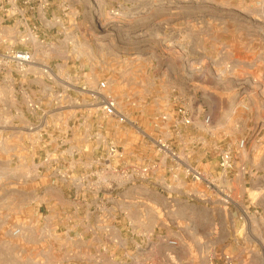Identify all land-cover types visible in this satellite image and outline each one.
<instances>
[{"label":"rangeland","instance_id":"374dc122","mask_svg":"<svg viewBox=\"0 0 264 264\" xmlns=\"http://www.w3.org/2000/svg\"><path fill=\"white\" fill-rule=\"evenodd\" d=\"M98 1L102 0L83 1L81 5L83 11L80 9L81 11L77 13V42L67 45L64 39L59 46V53L63 56L58 60L49 61L51 64L47 61L46 65L59 70L56 80L62 88L57 91V94L63 105L75 94L72 88L66 89L64 85L75 84L76 79L83 78L92 87L97 81L106 79L108 89L117 102V107L126 113L130 121L118 124L112 119L102 120L96 115L95 109L88 104L87 95L80 93L78 100L89 111V116L93 121L92 129H88L90 127L85 120L82 122L80 131L86 134L83 139H79L78 146L80 147L73 157L74 161H71L70 156L61 158L60 162L63 167L65 163V168L72 167L74 172L83 176L88 173L89 169H92L91 157L101 154L102 150L95 138L99 131L101 134V127L98 126L101 122L104 126L102 133L124 151V161L128 163H148L159 159V156L155 155L151 140L143 136L145 132L168 138L169 143L185 161L197 165L198 160L197 167L200 170H204L202 169L204 164L206 168L213 164L215 158L213 154L204 157L196 156V153L187 155L188 147L190 148V145H187L188 137L184 135L187 130L184 131L182 139H179L173 132L164 133L166 129L162 131L152 126V122L160 111L166 108L172 110L175 105L172 102L175 95H178L182 101H188L183 100L186 98L179 95L176 85H171L173 82L169 72L173 67L181 73L183 71L181 65L189 61L185 54L188 48L180 38L185 28L179 26L191 18L212 21L207 29L212 35L205 43L210 55L200 65L205 69V81H209L207 70L218 72L219 77L212 73L210 83L227 90L226 93H220L218 96L213 91L203 92V95H206L211 102L209 105L211 121L217 119L219 122L220 120L224 131L232 133L223 137L221 146H229L233 150L234 163L236 164L237 161L238 165H243L251 158V151L258 149L260 152L264 149V135L259 140L261 132L252 142L249 140L244 149L236 148L237 141L245 136L249 137L253 132L255 121L260 115L258 95L256 92L252 94L253 99L248 103L249 105L247 104L249 110H243L240 107L235 109L232 101L240 86L247 82L244 80L248 75L260 78L264 72V54L262 53L264 49V0H137V26L130 28L120 22L126 15L120 9L118 14L110 11L109 17L107 13L97 12L95 8ZM170 4L184 7L179 8L173 15L179 23L175 24V27L158 26L156 21L166 15L165 9ZM215 5H220L224 9L209 8ZM197 7L209 9L197 11ZM246 10L252 12V15L246 16ZM246 19L251 21L249 25L252 26L250 29L254 37L248 49L245 39L239 37L245 32L244 26L237 28L235 25V22L240 25ZM196 29V27L193 28L195 31ZM89 31L95 39L89 40L87 36ZM46 42V54H48L54 45H51L48 40ZM210 44L214 45L212 49L208 46ZM227 63L230 64L229 71L221 74L223 65ZM2 116L3 114L0 113V120ZM17 119L23 122L21 115ZM69 126L72 127V123ZM70 131L68 130V133ZM199 131L198 133H202V130ZM256 137H258L257 141ZM69 142L76 145L74 140ZM192 144L197 146L200 142L193 141ZM4 147V141H0V156L2 159H11V153L10 156L3 153ZM16 155L18 158L12 156L13 163L22 166L20 169L28 166V170L24 168L25 172L27 171L31 178L36 176L37 171L30 161L28 163L25 161L23 152L19 151ZM113 164L123 165L121 162ZM2 166H5V163ZM112 173V171L104 173L99 171L98 176L106 177L110 181L119 179ZM161 174L162 170H159V179ZM213 175L218 182L219 191H215L213 187L208 189L203 183H195L194 186L198 185V190L205 189L208 193H214L221 199L222 204H202L200 200L196 203L197 200L193 198L187 204L163 202L158 205H148L125 202L124 209L129 217L138 221L141 215H145V218L141 219L144 225L159 220L164 228L167 225V215L170 219L179 220L177 224L180 225L189 223L191 226V223L198 218L206 219L204 223L207 227L209 226L208 215H212L224 227H229L230 231L211 233L209 231H182L174 236V239L182 246V254L193 259V263L199 264L202 262V256L209 250L216 252L225 250L236 259L237 264H264V198L256 196L258 192L246 189L244 177L228 179V177L219 176V169ZM112 199L111 197L108 204L110 215L115 213V207L119 204ZM43 223L44 227H42ZM0 227L9 229L6 235L0 234V264H21L24 260L26 264H35L36 261H40L41 264H86L85 252L77 255L75 251L55 250L53 247L55 237L49 236L47 231L67 230L61 226L54 228L53 221L49 218L39 220L32 214L29 217H14L11 220L3 218ZM15 228L19 229L17 235L12 234ZM132 230V228L128 229V231ZM33 231H46L47 235L34 236ZM25 237L31 243L41 240V246L30 249L28 252L13 251V247H22V239ZM119 241L120 247L112 250L111 260L108 254H102L100 251L94 256L100 260L102 255H107L108 264H137V236L127 232L126 235L120 237ZM96 264H101V262Z\"/></svg>","mask_w":264,"mask_h":264},{"label":"crops","instance_id":"0c3cea01","mask_svg":"<svg viewBox=\"0 0 264 264\" xmlns=\"http://www.w3.org/2000/svg\"><path fill=\"white\" fill-rule=\"evenodd\" d=\"M83 1L84 0H69L70 4L73 6V12L78 13L82 10L81 5ZM96 5L97 7L95 10L97 12L107 13L108 17L110 16V10L117 6L121 12L126 14L120 22L124 23L127 28L137 26V0H102L98 1ZM179 8L184 7L171 4L168 5L165 9L166 15L160 17L156 21V24L158 26L167 27V25L174 26L179 23V20L173 17L174 13H176ZM209 8L217 10L224 9V7L220 5L209 6ZM209 8L203 7V9H201L197 7V11H205V9ZM246 13V16L252 15V12L250 13L248 10H246ZM211 22V20H195L191 18L179 26L185 28L180 38L188 48L185 54L189 61L186 63L187 65H181L183 68L181 73L173 67L169 72L173 82L171 85H176V90L180 93L179 95L181 97L189 99L192 96H196L199 100L202 99L208 106L211 102L206 95H203V92L213 91L217 96L220 93L227 92V90L218 87L219 85H212V83H210L212 82L213 76L210 70L211 73L208 74V82L205 81L206 77L204 74L195 70L196 66L199 63H203L210 55L205 43L210 35H212L211 31L207 30ZM250 22L249 19H246V21L242 22L240 25L235 22L237 28L243 26L245 28V32L241 33L239 37L245 39L244 41L247 43V49L254 39L252 29H250L252 26L249 25ZM194 27L197 28L196 31L193 30ZM76 29H78V25L73 27L70 26L67 33L58 37L52 33H48L47 40L51 45H54V47L50 48L48 54H45V57L42 58L45 64L47 61L51 64L49 61L58 60L63 56L59 53V46L63 43L62 41L64 39L67 45H72V42H77L76 37L78 36L76 34ZM236 32H238V30ZM92 35V32L89 31L87 34L89 40L95 39ZM66 37H69L71 40L69 38L66 39ZM208 46H210L211 49L214 47V45L211 44ZM262 53L264 54V49ZM51 69L55 79L48 74L42 73L40 69L29 77L30 84L34 88L46 92L42 99V111L44 112L42 118L43 133L45 136L44 146H42L41 141L36 146V148H38L37 153L40 155L51 150V155L53 157L65 158L66 156H70L72 161L74 156L70 155V151L75 149V151L78 152L80 147V145L78 146L79 139H83V136L86 134L80 131L82 122L85 120L90 127L88 129L91 130L93 121L88 117L89 113L87 109L78 100L79 92H74L75 94L71 100L66 101L64 105L62 102L55 103V96L53 93L61 89L62 86L56 80L59 76V70L55 67ZM252 97L253 96H251L249 103L252 101ZM13 108L14 107L11 106L8 100V92L5 91V94L0 95V113L3 114L0 120V122L2 121V123H0V141H4L5 143L3 153L7 156H10L11 153L13 156L21 151L24 154L25 161L28 163L34 154L29 147L28 134L23 131L12 129L6 124L9 113ZM71 123L73 125L72 127L69 126ZM68 130H71L70 133H68ZM198 132H200L199 129L190 128L187 129V133L184 134L189 140L187 145H190V148L188 147L187 150V155L190 156V154L196 153V156L204 157L205 155L210 156L213 154L215 157L213 164L208 168L204 167L206 166L205 164L202 165V169H207V171L213 175L218 169L217 157L214 154L213 147L215 145L221 146L220 143L223 137L232 133L225 132L224 128L211 131L210 134L204 131H201L202 133ZM261 133L259 140L264 135V129ZM71 140H74L76 145L69 142ZM193 141L200 142V144L197 146L196 144L193 145ZM250 155L251 158H249L246 163H243V165H238L236 161L233 169L228 171L227 177L228 179L244 177L246 179V189L258 192L256 196L264 198V149L260 152L258 149L253 150ZM12 156L11 159H2L0 156V222L3 218L5 220H11L14 217H29L31 214L38 217L39 220L49 218L53 221L54 228L61 226L67 230L47 231L49 236L55 237L53 243L55 250L75 251L77 255L85 252L84 257L86 259V264H90V262L91 264H96L99 261L101 264H108L107 255H102L99 260L94 254L100 251L102 254H108L111 260L110 255L113 254L112 250H116V247H119V244H116L117 242L113 240H119L120 237L126 235L127 232L128 234L130 233L137 236V234L142 235L152 230L178 231L174 234V236H177L182 231H209V233L213 231H230L229 227H224L223 224L216 220L215 217L213 218L212 215H208V227L205 226L204 223L206 219L200 218L193 221V223L190 222L192 224L190 226L189 223L185 225L177 224L179 220L170 219L167 215V225L164 228L163 225L159 223V220H156V222L152 224L144 225L141 219L145 218V215H141L139 221L129 217L123 206L126 204L125 202L148 205H158L163 202L167 204H187L191 199L195 198L197 200L196 203L200 200L202 204H222L220 202L221 199H219L217 195L208 193L205 189L198 190V185L195 187V183H192L188 179H182L178 182H169L168 175L164 169H162V172L163 174L165 173V176L163 177L162 174L160 177H163V179L160 181L156 173L155 176H151L148 182L125 183L113 190H109L104 186L98 188L99 182L97 181H86L84 184L80 185H74L70 180L62 181L56 177L52 169L53 166L51 165L48 169L36 173V176L31 178L24 169L26 168V170H28V166L20 169L22 166L13 163ZM71 161L69 160L70 163ZM3 162L5 166H2L4 164ZM197 162L199 163L198 160ZM60 166L65 168V163L63 167V164L60 162ZM241 167L244 168V170H242ZM65 169H72L73 175L76 173L73 168ZM94 169L95 167L87 170L90 171ZM158 182H160V185H157ZM250 196L253 197L254 195ZM111 197L113 198L112 200H115L117 203L119 202L115 207V213L112 215H110L108 208ZM42 227H44V223ZM129 228L133 230L128 231ZM8 231V228L4 229L0 227V234L6 235ZM45 232L46 231H33L32 235H47ZM137 238L139 239L140 237L137 236ZM22 240V247H13V251L20 250L22 252H28L30 249L39 248V246H41V240L32 241V243L27 240L26 237ZM24 261H22L21 264H26ZM35 264L41 263L40 261H36Z\"/></svg>","mask_w":264,"mask_h":264},{"label":"built area","instance_id":"2783aa9c","mask_svg":"<svg viewBox=\"0 0 264 264\" xmlns=\"http://www.w3.org/2000/svg\"><path fill=\"white\" fill-rule=\"evenodd\" d=\"M72 8L68 0H0V95L7 91L9 103L14 107L9 113L6 124L12 129L28 134L29 147L34 153L30 162L37 173L48 169L51 165L56 177L62 181L70 180L74 185L84 184L86 181H97L99 182L98 188L104 186L113 190L125 183L148 182L151 176H155L156 173L158 175L159 170L164 169L169 182L188 179L192 183H203L208 189L213 187L215 191H219L215 175L200 170L197 165L185 161L169 143L168 138H164L163 135L159 137V135L143 132V136L151 140L155 155L159 156L158 160H151L148 163L137 162V164L124 161V151L102 133L103 122L98 124L101 127V134L99 131L95 135L97 145H101L102 148L101 154L91 157L90 165L95 169L88 171L85 176L77 173L73 175L72 169L62 168L59 160L63 157H53L51 150L40 155L37 153L36 146L41 141L44 146L42 99L46 92L34 88L30 84L29 77L40 69L42 73L55 79L52 69L42 59L46 54V39L48 33L58 37L67 33L70 26H77V12H73ZM110 11L113 14L120 12L119 8H113ZM200 64L195 70L204 74V67ZM229 69V63L223 65L221 74L228 72ZM207 71L208 74L211 73ZM212 73L218 77L220 75L218 72ZM76 80L75 84L68 83L64 87L72 88L74 92L85 93L88 104L95 109L99 118L112 119L118 124L130 121L126 113L117 107V102L108 89L106 79L97 81L92 87L86 79ZM244 81L247 82L240 86L232 98L234 107L249 110V100L256 92L260 101V116L255 121L252 134L237 141L238 150L244 149L247 142L249 140L252 142L255 136L264 129V72L260 78L248 75ZM57 91L59 90L53 93L55 103L62 102ZM183 100L188 101H182L178 95H175L172 101L175 105L172 110L166 108L160 111L152 122V126L162 131L166 129L164 133L173 132L179 139H182L184 131L190 128L202 130L207 134L222 128L220 120L219 122L217 119L211 121L209 106L202 99L199 100L196 96H192ZM87 112L89 113L88 110ZM19 115L23 118L22 123L17 119ZM257 140L258 137H256ZM213 149L217 157L219 176L227 177L228 171L235 166L233 150L229 146L219 145H215ZM76 153L75 150L70 151L71 156H75ZM13 156L18 158L17 155ZM35 157H37L36 160ZM114 162H121L123 165L116 166ZM241 169L244 170L242 167ZM99 171L101 173L112 171V174L118 176L119 179L110 181L106 177L98 176ZM163 177L158 180L160 181ZM157 185H160V182ZM177 232L152 230L142 235L137 234L140 237L137 238V264H142V262L143 264H195L193 259L182 254V246L174 239V234ZM18 233V228L12 230L13 235ZM113 241L117 242L116 244L120 247L118 239ZM199 264H237V261L225 250L220 252L209 250L202 256V262Z\"/></svg>","mask_w":264,"mask_h":264}]
</instances>
